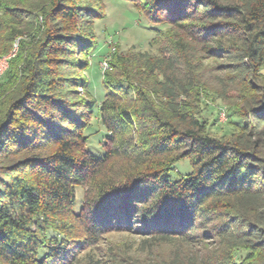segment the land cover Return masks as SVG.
Here are the masks:
<instances>
[{
	"label": "trees",
	"instance_id": "1",
	"mask_svg": "<svg viewBox=\"0 0 264 264\" xmlns=\"http://www.w3.org/2000/svg\"><path fill=\"white\" fill-rule=\"evenodd\" d=\"M64 1L0 2V59L20 45L0 82V264H80L113 230L144 237L146 257L120 264H264V0H142L150 23L171 27L157 30L158 56L112 55L120 81L105 80L100 103L76 74L94 49L85 23L99 17ZM211 59L217 81L257 93L244 94L229 140L197 118ZM95 118L102 155L87 144ZM184 159L191 171L175 176ZM237 248L248 251L239 263Z\"/></svg>",
	"mask_w": 264,
	"mask_h": 264
},
{
	"label": "rangeland",
	"instance_id": "2",
	"mask_svg": "<svg viewBox=\"0 0 264 264\" xmlns=\"http://www.w3.org/2000/svg\"><path fill=\"white\" fill-rule=\"evenodd\" d=\"M0 2H8L10 5H18V0H0ZM32 2H40L50 6L52 0H32ZM67 4L77 7H89L98 16L92 23H85V30L91 32V40L94 49L90 55L81 57L89 62L90 67L87 70L78 71L76 74L80 78H86L89 82V93L94 96L100 103L105 98V80L120 81L118 77L113 78L112 69L109 66V60L112 55L118 53L131 54H150L159 55L160 43H154L158 29L167 32L171 25H154L149 22L141 7L142 0H65ZM2 16V12H0ZM44 20V19H43ZM42 21V18L40 19ZM62 28L68 25L66 21L59 19ZM42 31H39V36ZM38 36V37H39ZM42 36V35H41ZM26 41V40H25ZM28 41V40H27ZM13 48L6 56L0 59V82L9 73L11 69V59L18 58L20 45L19 38L13 43ZM204 63L205 82L198 87L199 105L197 110V118L204 121L207 125V132L220 139L229 140L237 136V128L242 122L240 111L246 101L244 94L253 96L256 91L248 87L247 83L238 84L232 87L229 84H223L217 81L216 74L213 72L215 63L213 59L206 60ZM73 74L74 69H66V72ZM75 72V71H74ZM258 86H264V64L260 67L258 73ZM229 84V85H228ZM75 93L72 98L87 99L86 92L82 87H75ZM92 127L88 131L90 137L87 144L89 149L97 155L104 153L103 147L106 143L102 141L105 128L100 124L98 118L91 119ZM96 131H99L96 134ZM96 134V135H95ZM50 146L34 151V153L51 152ZM33 155V151L26 154ZM11 162L17 161L15 158L10 159ZM124 162L119 159L114 161L110 174L113 171L120 170L124 166ZM191 171V165L188 159L181 160L175 164L173 169L174 175L184 174ZM112 175V174H111ZM77 206H81L86 187L78 186L75 188ZM51 234V232H50ZM57 235V234H54ZM144 237L138 232L131 230H113L103 234L98 242L83 250L79 254L80 264H89L90 261H97L99 264H120L127 262L128 259L144 258L146 253L142 251L144 247ZM172 249L169 244L159 245L156 247L158 252H168ZM248 251L243 248L234 250V260L236 263L241 262ZM79 264V263H78Z\"/></svg>",
	"mask_w": 264,
	"mask_h": 264
}]
</instances>
